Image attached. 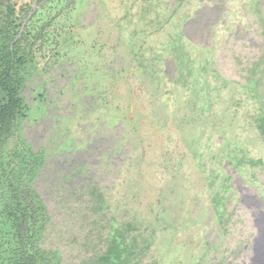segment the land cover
I'll return each mask as SVG.
<instances>
[{
  "label": "rangeland",
  "instance_id": "374dc122",
  "mask_svg": "<svg viewBox=\"0 0 264 264\" xmlns=\"http://www.w3.org/2000/svg\"><path fill=\"white\" fill-rule=\"evenodd\" d=\"M8 39L0 264L23 191L28 264L259 262L264 0H0Z\"/></svg>",
  "mask_w": 264,
  "mask_h": 264
},
{
  "label": "trees",
  "instance_id": "16d2710c",
  "mask_svg": "<svg viewBox=\"0 0 264 264\" xmlns=\"http://www.w3.org/2000/svg\"><path fill=\"white\" fill-rule=\"evenodd\" d=\"M3 60V68L0 71V91L7 92L10 96L8 103L0 106V129L1 125L5 121L6 115L9 110V104L16 109L21 100L19 98L20 91V82L18 79V71L25 64V60L21 57H18V49L12 39H8L4 49L0 52ZM21 201L24 203V208L20 215L19 223L16 228L17 236L20 239L22 244L20 252V261L18 264H28L27 260L30 257V254L25 249L26 242L25 237L29 231V222L35 217L36 210L34 202L31 198V195L28 191H23L21 193Z\"/></svg>",
  "mask_w": 264,
  "mask_h": 264
},
{
  "label": "bare ground",
  "instance_id": "6f19581e",
  "mask_svg": "<svg viewBox=\"0 0 264 264\" xmlns=\"http://www.w3.org/2000/svg\"><path fill=\"white\" fill-rule=\"evenodd\" d=\"M264 220V219H263ZM263 227H264V223H263ZM259 250H258V252H257V254H256V256H257V258H258V261L259 262H257V264H264V244L263 243H261L260 245H259Z\"/></svg>",
  "mask_w": 264,
  "mask_h": 264
}]
</instances>
